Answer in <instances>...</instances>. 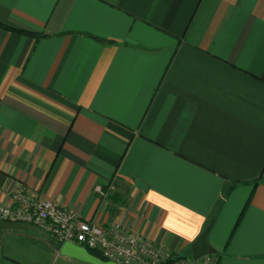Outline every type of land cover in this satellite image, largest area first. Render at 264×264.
I'll use <instances>...</instances> for the list:
<instances>
[{
	"label": "crops",
	"instance_id": "1",
	"mask_svg": "<svg viewBox=\"0 0 264 264\" xmlns=\"http://www.w3.org/2000/svg\"><path fill=\"white\" fill-rule=\"evenodd\" d=\"M0 24V205L264 264V0H0ZM62 245L3 231L0 264H83Z\"/></svg>",
	"mask_w": 264,
	"mask_h": 264
},
{
	"label": "built area",
	"instance_id": "2",
	"mask_svg": "<svg viewBox=\"0 0 264 264\" xmlns=\"http://www.w3.org/2000/svg\"><path fill=\"white\" fill-rule=\"evenodd\" d=\"M95 191L102 194L100 188ZM0 220L33 225L47 232L59 245L74 243L97 251L105 261L116 264H169L172 260L165 248L155 247L151 240L121 222L102 227L83 221L75 212L51 200L29 196L24 188L11 193L6 205H0ZM212 260L216 264L214 256L182 260L178 264H211Z\"/></svg>",
	"mask_w": 264,
	"mask_h": 264
},
{
	"label": "water",
	"instance_id": "3",
	"mask_svg": "<svg viewBox=\"0 0 264 264\" xmlns=\"http://www.w3.org/2000/svg\"><path fill=\"white\" fill-rule=\"evenodd\" d=\"M8 230H29L38 234L43 235L48 240H51L54 244H57L51 236H49L44 230L35 227L30 224L22 223H10L3 220H0V234L3 231ZM211 231V228L207 229L193 244L192 246V255L193 259L198 260L205 256H215L217 251L208 243V235ZM59 246V244H57ZM60 255L71 258L83 264H116L114 262L103 261L97 257L91 255V253L84 247L78 246L74 243H65L60 248Z\"/></svg>",
	"mask_w": 264,
	"mask_h": 264
},
{
	"label": "rangeland",
	"instance_id": "4",
	"mask_svg": "<svg viewBox=\"0 0 264 264\" xmlns=\"http://www.w3.org/2000/svg\"><path fill=\"white\" fill-rule=\"evenodd\" d=\"M170 258H172V260L169 262V264H178L179 261H184V262H188L190 261L191 259L190 258H176V257H173L171 256ZM181 259V260H180ZM180 264V263H179ZM211 264H213V260L211 262Z\"/></svg>",
	"mask_w": 264,
	"mask_h": 264
},
{
	"label": "trees",
	"instance_id": "5",
	"mask_svg": "<svg viewBox=\"0 0 264 264\" xmlns=\"http://www.w3.org/2000/svg\"><path fill=\"white\" fill-rule=\"evenodd\" d=\"M0 27H2V28H4L3 26H1V24H0ZM6 29V28H5ZM88 250V249H87ZM90 253H91V255H93L94 257H97V258H99V259H101V260H104L105 261V259L102 257V255L99 253V252H97V251H91V250H88Z\"/></svg>",
	"mask_w": 264,
	"mask_h": 264
}]
</instances>
